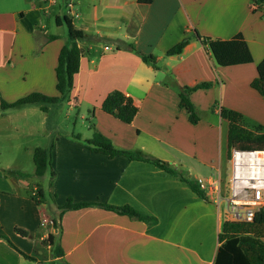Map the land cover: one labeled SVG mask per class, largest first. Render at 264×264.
I'll return each instance as SVG.
<instances>
[{
  "label": "crops",
  "instance_id": "crops-1",
  "mask_svg": "<svg viewBox=\"0 0 264 264\" xmlns=\"http://www.w3.org/2000/svg\"><path fill=\"white\" fill-rule=\"evenodd\" d=\"M51 1L0 0V95L11 99L6 102L33 91H55L54 70L65 41L46 30L40 13L67 1ZM72 1L77 24L70 19L86 38L77 42L82 54L71 95L89 106L94 129L116 149L164 161L195 181L221 172L228 128L221 108L240 113L248 129L264 130V97L250 87L264 58V5L254 0ZM193 32L215 40L241 34L253 62L217 67ZM49 36L57 38L47 41ZM184 38L190 40L181 54L167 56ZM104 40L114 47L102 45ZM140 55L153 57L154 64H145ZM200 83L211 86L191 94L199 117L192 124L179 107V94ZM112 91L137 108L130 124L101 110ZM199 92L217 96L218 107L208 104L202 114L195 104ZM73 136L56 138L51 190L48 174L40 177L44 186L29 184L15 174H26L19 167L0 166V234L16 249L0 239V264H213L224 220L210 199L199 198L150 163L109 158L85 147L91 138L78 142ZM31 189L56 197L37 205L28 195ZM68 199L129 206L156 223L99 207L66 211L59 219L58 207ZM49 236L52 245L44 244ZM57 246L62 258L53 255Z\"/></svg>",
  "mask_w": 264,
  "mask_h": 264
},
{
  "label": "trees",
  "instance_id": "trees-1",
  "mask_svg": "<svg viewBox=\"0 0 264 264\" xmlns=\"http://www.w3.org/2000/svg\"><path fill=\"white\" fill-rule=\"evenodd\" d=\"M139 2L148 3L151 0H139ZM255 5H264V0H254ZM62 20L67 29L68 41L60 49L57 57V65L55 67V90L57 96H46L41 93L33 92L25 97L19 98L13 102L0 100V110L16 108L23 105L34 104H56L73 89V80L79 71V61L81 57V49L77 42L86 38L84 32L74 27L71 19L67 15L62 16ZM56 24H60V17H56ZM57 38L49 36L47 41ZM195 38L209 52L214 65L217 67H230L244 64H251L253 58L251 52L241 34H236L228 40H215L208 37H201L195 34ZM189 38H184L177 45L166 52L167 56L179 55L184 47L188 44ZM142 62L145 64H154V58L151 56L140 55ZM257 76L251 81L250 87L256 91L261 97H264V58L256 66ZM210 83H200L193 88L184 87L179 94V107L186 110L190 123L196 124L199 120L195 107L191 102V94L198 90L210 87ZM46 110L45 108L43 109ZM101 110L119 120L124 124H130L136 113L137 108L133 105L130 98L125 97L120 91L110 92L101 104ZM219 115L228 123L227 129V149L229 157L233 149L235 150H257L264 151V130L259 127L248 129L243 124V117L240 113L223 109L219 110ZM92 128V137L90 140L83 142L90 151L103 154L109 158L125 157L130 161H140L152 164L154 167L166 172L177 180L183 182L196 196L206 200L204 191L192 179L183 175V173L172 168L164 161L143 157L137 153L116 149L111 142L102 136L98 131ZM73 139L80 142L79 136H73ZM54 144L48 149L36 148L33 152L34 174L35 177H43L45 174L49 176L48 188H53V179L55 173L51 166ZM21 179H26L31 175L15 172ZM29 197L37 204L41 205L44 201L54 200L56 195L52 192H45L42 189L28 190ZM89 207H99L107 211L116 212L121 215L128 216L137 220H141L148 224H155L156 219L140 212L129 206H111L100 203H75L68 199L66 203L60 207L59 219L66 211L81 210ZM57 222L54 221L55 226ZM21 236L27 233L22 230H15ZM0 239L6 241L7 245L13 249V245L9 240L0 234ZM219 246L213 264H264V208L259 210L251 223H236L224 221L221 225V231L218 234ZM53 244V237L49 236L44 244ZM16 250V249H15ZM54 257L62 258L63 251L57 246L54 249ZM26 259L30 257L23 255ZM53 264H67L60 260Z\"/></svg>",
  "mask_w": 264,
  "mask_h": 264
},
{
  "label": "rangeland",
  "instance_id": "rangeland-1",
  "mask_svg": "<svg viewBox=\"0 0 264 264\" xmlns=\"http://www.w3.org/2000/svg\"><path fill=\"white\" fill-rule=\"evenodd\" d=\"M67 3L69 2H66L65 7L63 5L61 8L51 6V8L45 9L46 14L40 13V21L45 24L46 30L51 34L60 36L65 43L68 41L67 29L62 20V15H67L77 24V19L74 17V1H71V9L67 7ZM56 16L60 17V24H56ZM111 44V42L105 40L102 42V45L114 47ZM28 85L30 86L29 83ZM55 91H53V95L44 94L46 96H57ZM1 99L4 101L11 100L8 96L0 95ZM195 104L204 114L208 104L218 107L219 99L217 96H213L211 92L208 95L199 92L195 96ZM87 108L89 106L85 103L79 105L78 100H75L70 92L56 104L23 105L9 109L6 115L4 114L2 117L0 115V166L19 167V170L31 175L27 178L29 184L34 182L44 186L45 181L43 179L33 176L35 167L32 157L34 150L36 148L48 149L51 144H55L58 136L73 134L81 138H91L93 122L90 121V117L86 113ZM82 116L85 117L82 118ZM223 154L220 172L222 178L221 198L227 197L224 184L229 173L228 149L226 152L224 150ZM51 166L53 167V162ZM220 210H224V205L221 206Z\"/></svg>",
  "mask_w": 264,
  "mask_h": 264
},
{
  "label": "built area",
  "instance_id": "built-area-1",
  "mask_svg": "<svg viewBox=\"0 0 264 264\" xmlns=\"http://www.w3.org/2000/svg\"><path fill=\"white\" fill-rule=\"evenodd\" d=\"M66 1L71 9L72 0ZM56 3L57 0L51 1L52 5ZM228 163L229 173L224 184L227 197L221 198L220 172L214 178H197L195 182L203 191H207L206 197L219 210L224 205V221L251 223L255 214L264 208V151L233 149Z\"/></svg>",
  "mask_w": 264,
  "mask_h": 264
}]
</instances>
